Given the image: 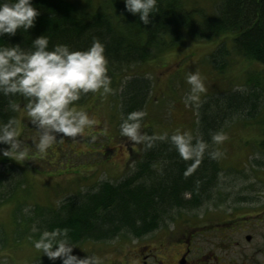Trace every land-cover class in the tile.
<instances>
[{
    "label": "rangeland",
    "instance_id": "1",
    "mask_svg": "<svg viewBox=\"0 0 264 264\" xmlns=\"http://www.w3.org/2000/svg\"><path fill=\"white\" fill-rule=\"evenodd\" d=\"M217 1L184 0L186 6L207 11ZM232 35L226 31L199 39L182 29L178 45L122 67L111 83V93L90 92L82 102H73L74 107L95 117L96 123L82 136L57 138L43 155L35 147L39 132L29 123L24 103H18L14 120L18 138L29 155L16 161L0 153V264H61L59 257L50 261L33 246L41 218L34 207L56 208L67 197L93 191L102 181L115 183L134 170L143 142L130 141L120 134L117 91L121 81L134 74L150 84L141 131L150 130L158 137L180 129L194 138L204 101L228 89L256 93L257 112L248 115L243 109L225 121L219 131L225 139L211 145L218 150L221 169L210 197L197 207L173 210L147 236H154L155 245L156 238L166 237L165 233L184 229L185 215L203 214L198 221L208 227L228 219L220 225L232 226L228 232L243 245L250 244L244 238L250 234L251 244L261 248L254 257L258 262L264 258V69L259 62L234 51ZM219 47L222 54L217 56ZM191 71L199 72L205 84V91L197 93L196 100L191 99V85L186 80ZM0 147L7 145L0 143ZM132 237L123 233L106 241L83 239L75 242L72 252L78 257L95 255L97 264H118L122 252L135 246Z\"/></svg>",
    "mask_w": 264,
    "mask_h": 264
},
{
    "label": "trees",
    "instance_id": "2",
    "mask_svg": "<svg viewBox=\"0 0 264 264\" xmlns=\"http://www.w3.org/2000/svg\"><path fill=\"white\" fill-rule=\"evenodd\" d=\"M31 2L38 9L34 24L27 30L18 28L14 35L3 34L0 44L18 43L28 51L32 39L44 34L49 37V48L66 43L73 49H85L93 38L98 39L105 46L111 83L122 67L178 45L182 29L199 39L232 32L234 51L259 62L264 69V0H218L211 11L186 6L184 0H157L147 25L139 20L138 13L125 10L123 0ZM215 52L221 55L222 48ZM149 89V81L143 76L134 74L121 81L117 88L119 123L128 112L144 110ZM90 92L74 102H82ZM248 92L228 89L199 107L198 133L193 142L203 139L210 145L199 160L181 157L168 136L161 138L144 130L152 142L150 146L142 143L141 157L130 174L115 183L102 181L93 191L77 197H67L56 208L36 205L35 214L41 217L37 221L39 233L45 228L67 226L74 243L111 240L123 233L138 237L156 229L173 210L199 206L210 197L221 169L217 156L208 155L215 151L211 134L243 109L248 115L257 112V95ZM12 103H26V99L15 93H0V122L15 119Z\"/></svg>",
    "mask_w": 264,
    "mask_h": 264
},
{
    "label": "clouds",
    "instance_id": "3",
    "mask_svg": "<svg viewBox=\"0 0 264 264\" xmlns=\"http://www.w3.org/2000/svg\"><path fill=\"white\" fill-rule=\"evenodd\" d=\"M123 3L126 11L138 13L139 20L147 25L157 0H123ZM37 15L38 9L31 0H0V36L5 33L14 35L18 28L29 29ZM31 43L32 48L28 51L18 43L0 44V93H15L26 99L23 109L30 118L29 123L39 132L35 147L43 155L57 138L82 136L96 123L95 117L86 110L74 107V101L89 91L107 94L113 89L105 46L98 39L93 38L85 49H73L66 43L49 48V37L44 34L37 35ZM186 80L191 85V99L196 100V94L205 91L200 73L191 71ZM10 106L13 109L20 107L16 103ZM145 115L142 109H135L122 116L120 134L130 141L147 142L146 146H150L152 136L141 131V118ZM18 137L19 129L14 118L0 122V143L7 145L6 148L0 147V153L23 161L29 152ZM168 138L185 159L199 160L208 148L203 139L193 142V136L187 130L176 129ZM211 139L222 141L225 134L213 132ZM217 154L218 150L208 153L211 158ZM68 233L67 226L45 228L38 238L33 239V246L50 261L59 257L61 264H97L95 255L78 257L72 252L76 245Z\"/></svg>",
    "mask_w": 264,
    "mask_h": 264
},
{
    "label": "flooded vegetation",
    "instance_id": "4",
    "mask_svg": "<svg viewBox=\"0 0 264 264\" xmlns=\"http://www.w3.org/2000/svg\"><path fill=\"white\" fill-rule=\"evenodd\" d=\"M202 216L185 215L184 229L165 233L166 237L156 238L155 245L154 236H147L151 233L132 237L135 246L122 252L118 264H263L264 258L258 262L254 257L261 248L251 244L250 234L244 236L250 244L243 245L228 232L232 226L220 225L228 219L208 227L198 221ZM262 241L264 245V236Z\"/></svg>",
    "mask_w": 264,
    "mask_h": 264
}]
</instances>
